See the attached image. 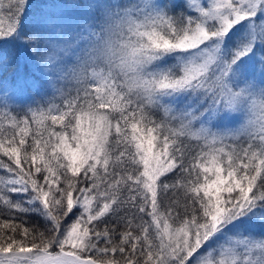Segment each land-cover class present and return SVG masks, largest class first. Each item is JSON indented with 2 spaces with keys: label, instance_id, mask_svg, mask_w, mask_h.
<instances>
[{
  "label": "snow or ice",
  "instance_id": "snow-or-ice-1",
  "mask_svg": "<svg viewBox=\"0 0 264 264\" xmlns=\"http://www.w3.org/2000/svg\"><path fill=\"white\" fill-rule=\"evenodd\" d=\"M0 264H264V0H0Z\"/></svg>",
  "mask_w": 264,
  "mask_h": 264
}]
</instances>
